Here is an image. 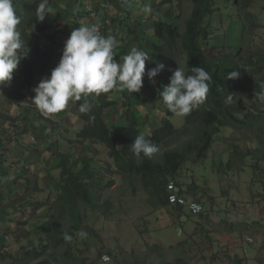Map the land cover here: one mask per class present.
Masks as SVG:
<instances>
[{
    "label": "trees",
    "instance_id": "obj_1",
    "mask_svg": "<svg viewBox=\"0 0 264 264\" xmlns=\"http://www.w3.org/2000/svg\"><path fill=\"white\" fill-rule=\"evenodd\" d=\"M72 1L49 0L52 13L40 22L36 19V10L41 0H13L16 13L20 17V24L17 27L24 41V47L19 51L21 56L25 55L21 57L17 69L14 70L12 80L6 83L12 84V93L9 92L11 98L7 104H0V119L13 122L7 109L11 105L20 104V100H23L29 105L25 108L27 113L38 111V117L32 119L38 122V129L41 128L42 120L51 121L50 118H44L38 109L32 107L35 106L32 102L35 95L33 89L43 77L50 76L51 70L58 64L62 56V53L58 52L60 48L56 50L60 37L62 35L64 38L68 37L73 29L82 24L89 25L86 16L73 12L72 3L78 0ZM149 1L152 4L157 3L161 8L174 2V0H140V3L144 5ZM255 1L191 0L192 13L185 24L184 33L181 32L177 19L176 22L168 21L166 18L156 21L155 36L163 41V45L159 46V43H151V45L156 51H160L163 60L167 61L164 70L153 78L154 82L149 80L150 85L141 89L142 96L127 90H113L99 96L92 94L88 97L92 105L91 111L84 114L78 111L83 100L76 101L75 108L79 112V120L83 126L75 133V139L69 140L77 142L79 146L68 152L58 151L59 159L56 169L60 170V175L54 181L55 183L52 181L51 186H41L39 173L54 180L51 174L48 176L43 171L33 172V164H26V168L18 167L14 170L15 162L10 159L5 150H0V176L1 171L6 170L7 167H11L9 172L11 178L19 171L21 174L17 173L15 176L18 179L21 176L20 186L23 193V195L19 193L15 196L10 195L6 200L0 198V232L2 233L0 234V264H100L106 251L103 247V237L95 228L109 219L113 207L112 198H106V194L114 192L117 188L121 191L126 180L134 181L136 177L148 192L150 197L148 203L154 209L170 206L167 198V174L178 175L190 155H196L193 162L205 158L213 144L225 138L219 135L221 132L230 129L243 132L245 139L256 143L258 148L252 153L261 155L260 160L263 163L261 167L264 169V105L253 101L255 91H260L261 86H264V46L258 49L253 46L257 27L261 26L260 14L250 11ZM124 4L121 0L117 9H122ZM103 5L106 7L101 9ZM96 9L108 12L112 10V7L110 1L99 0ZM154 16L156 14L152 15ZM134 17L142 20L143 16L135 13ZM166 17L176 18L168 11ZM232 19L238 23L239 32L235 36L237 27L230 30L234 38L229 37L231 34L227 36L225 47L237 45L239 54L208 57L205 48L209 45L211 36L215 34L211 30L214 22L232 21ZM102 21L106 22L107 19L100 17L98 22ZM104 26V36L107 37L109 23ZM247 37L251 41L246 46ZM114 52L116 54V49ZM114 58L119 61V58ZM157 62L163 63L159 56L153 55L152 62L148 63H152L155 67ZM184 63L187 65L186 74L191 75V68L199 66L212 77L208 82L209 92L205 102L184 116L185 124L181 127L184 129L186 125L188 128L194 123H199L203 129L202 132L193 136L192 140L188 139L183 149L168 150L160 154V149L166 147L173 138L179 140L183 137L180 136L182 132H177L180 128L176 127L173 121L175 115L166 109L164 125L155 129L151 135L147 133L148 121L144 118L143 128L146 127V131L140 128V120L135 117L137 112L134 107L145 103L148 99L145 97L161 103L160 92L170 83L173 72L178 67H184ZM232 71H238L239 76L234 79L227 78ZM4 85H0V89ZM4 93L1 96H5ZM228 94L233 96L230 104L225 103V97ZM20 106L23 107L21 104ZM121 110H125L121 115H124L123 118L128 121V126L119 127L116 124V117L121 118ZM144 117L148 118L150 114ZM189 130L190 128L181 135L189 136ZM53 134L59 146V132L50 133L51 138L44 135L36 143H34L36 139L34 141L31 139L38 154L40 153L41 157L46 155L44 157L48 160L52 157V149L56 143L53 140ZM138 134H144L158 146L159 151L151 158L143 154L136 156L131 151V144ZM89 142L99 143L107 149L112 161L102 167L103 169L93 165L92 151L84 145ZM0 143H2L1 136ZM239 155V151L235 150L234 161H238ZM157 156L160 158H156ZM4 165L7 167L5 168ZM252 165L251 168L255 174L259 164L254 162ZM30 171L34 182L29 177ZM106 172L113 173L115 179L108 178ZM185 187L189 196L196 201H202L198 192L199 186L193 187L188 183ZM49 188L55 189L58 193L54 201H49V198L46 204L31 200L36 195H43ZM174 209L180 210L178 207ZM19 215H21L20 225L26 226L22 230L13 227V222L17 223L16 218ZM40 215L46 219L44 224L36 225L37 232L33 237H23V233L32 235L30 227H27L32 225L31 222ZM5 226L7 230L4 229ZM80 230L88 234L87 238L78 237L77 233ZM9 233H12L11 238L6 235ZM65 233L73 236L71 242L63 239ZM26 243L29 244L26 245ZM159 247L157 245L151 251L157 252L156 248Z\"/></svg>",
    "mask_w": 264,
    "mask_h": 264
},
{
    "label": "rangeland",
    "instance_id": "obj_2",
    "mask_svg": "<svg viewBox=\"0 0 264 264\" xmlns=\"http://www.w3.org/2000/svg\"><path fill=\"white\" fill-rule=\"evenodd\" d=\"M74 1V0H73ZM72 1V2H73ZM222 1V0H221ZM147 4L151 5L152 11L150 14L144 13V18L142 23H139L138 25H131V29H129L128 25H125V28L123 30L121 29L122 26L119 28L114 27V36L115 40L118 42L120 40H123L121 43H117V47L115 48L116 51L119 52V54H122L123 50L126 54L130 52L131 50H128V47L131 43H134V47H137V44L135 42L136 36L139 38V36L143 35L146 37L153 36L154 41L151 43H156L159 46L163 45V41L158 39L155 36V22L165 20V18L168 21L176 22L178 20V25L181 27V32L184 33L186 28V22L191 16V10L193 3L191 0H174L172 4L169 6H166L165 8L158 7V4H152L151 1H149ZM143 5V4H142ZM156 5V6H155ZM155 6V7H154ZM73 12L75 14H79V9L81 8L79 1H74L72 3ZM62 8L65 10V7L62 6ZM264 0H256L254 4L251 6L250 11L260 14L261 17V26L257 27V31L255 33L254 37V43L253 46L258 49L259 47L264 46ZM158 18H155V22L153 20L152 15H155ZM170 13V15L176 17L175 19H169L166 17V12ZM233 11V10H231ZM147 18V19H146ZM177 19V20H176ZM235 19H232V21H215L213 26L211 27V30L213 33L210 38V43L208 46H206V54L208 57H215V56H221L226 54H234L238 55L240 50L237 45H233L232 47H225V41L226 37L232 33L230 32L231 29L236 28L238 31L235 33V36L239 32V25ZM126 21V20H125ZM141 22V20H138ZM150 21V22H147ZM132 30V31H131ZM111 36V35H109ZM125 39V40H124ZM237 41V39H236ZM250 38H246V46L248 43H250ZM126 42L127 44H125ZM65 42L62 41V44ZM235 44V41H234ZM145 45L148 49H146L147 53H151L155 56H159L163 64L166 65L167 61L163 60L162 55L160 54V51H156L151 45L150 42L146 40ZM243 52V50H242ZM120 57L122 55H119ZM149 61H146L145 68H149L148 66L151 64L148 63ZM148 63V64H147ZM187 67L186 63H184L183 68ZM152 68V67H151ZM144 79L148 80L147 74L143 77V86L141 89H144ZM11 86V85H10ZM12 87V86H11ZM4 88V86H3ZM143 90L136 92L139 94V96H142ZM11 92V89L10 91ZM146 93V92H145ZM148 96V95H147ZM146 99L145 103H143L140 106L134 107L136 109V115L140 120V128L145 132L146 127L143 118L148 121L147 126V133L151 134L153 131L157 128H161L164 123L163 120L166 118V106L164 103H161L159 101H151L150 97H145ZM3 98L0 100V104L4 105L5 102H3ZM7 103V102H6ZM22 105V104H21ZM23 108L25 106H29L27 103H23ZM31 106V105H30ZM69 106V105H68ZM122 106V105H120ZM33 107V106H32ZM20 107L19 105H11L7 111L11 118L22 120L27 118L29 121L32 120V116L26 117V115L22 114V111L24 109ZM125 110L120 111V115L124 113ZM60 113H65L64 110ZM150 113V117L145 118L144 116ZM59 113L51 115L52 117H57ZM77 115V114H76ZM124 115H121V118L117 119L116 124L119 127H125L128 126V121L123 118ZM65 120H68V122H63L61 126V131L66 127L70 130L75 129H81L83 126L82 122L79 120V118H76L73 116V114L68 116L67 115L63 117ZM224 120L228 121L226 118H223ZM174 123L176 124V127L180 128L177 132H185L190 128L189 137H181L179 140H174V138L168 143L166 147H163L160 149V154L165 153L168 150H175V149H183V146L187 143L188 139L193 138L198 132H202L203 127L199 123H194L190 126L187 125L184 126V129L181 127L185 124V117L184 116H174L173 118ZM7 124V121L4 119H0V124ZM31 126L35 127L36 124L34 121H31ZM216 127H219L216 125ZM220 129H223L219 127ZM77 131L75 130L73 132V138L75 139V133ZM221 132V131H220ZM181 133V134H182ZM180 136H186L181 135ZM152 135V134H151ZM220 136H225V138L221 139L220 141H217L213 144L211 150L207 153L206 157L197 160L195 163L193 160L195 159L196 155H190L188 156L187 161L183 164L182 170L179 172L176 176H171L169 173L167 174L166 183L169 185L170 183H175V185L179 188V194L184 196L188 201L197 202L201 205H203L206 209V217L201 220V223L203 225H206L207 222L210 223V235L212 238L211 244L213 246L223 245L224 251L223 255L220 256V261H225V254L230 253V247L232 244H240L239 241H243L245 243L243 246L239 247L237 249V255L241 257H246L248 254V258L251 255V250L249 247L248 239H253L257 241V238L254 236L249 237L252 234L251 230L244 231V224L239 223L241 220H245L247 218L253 219L259 218V220H262V217L264 216V169H262L261 163V155L257 154L255 155L254 150L258 148V145L256 143L250 142L251 140L245 139L243 132H236L232 129L221 132L219 134ZM1 136V135H0ZM179 136V135H178ZM1 140H4V137L1 136ZM33 141V140H32ZM55 145L52 149V156H54L56 153L54 152V149L58 147L57 138H54ZM85 146H88L89 150L92 151V159H93V165L99 168V166L105 167L108 162H111L112 159L108 156L107 149L99 144V143H91L84 144ZM0 147H3V144L0 143ZM83 151V148H81ZM0 150H6L5 147L1 148ZM239 151L238 161H234V151ZM1 152V151H0ZM195 154V153H194ZM77 155V154H76ZM156 158H160V156H157ZM254 162H257L259 164L258 171L254 174L253 169L251 168ZM19 167H27L26 161L19 164ZM14 168V167H13ZM260 168V169H259ZM103 169V168H102ZM28 170V169H25ZM50 170L53 171V167H50ZM33 172L38 173L39 171H43L45 173L47 169L43 167V170H33ZM107 171V170H104ZM21 174L19 171H17L15 174ZM14 176L12 177V181L7 182L8 178L6 179V182L0 185V198L6 200L10 195L15 196L18 194V192L21 191V182L20 178ZM106 176L110 179H115L113 177V173H107ZM32 173L30 171L29 177L34 182V178L31 176ZM60 174H58L59 176ZM255 175V176H254ZM41 186L52 185V179L50 177H45L42 173H39ZM44 177V178H43ZM134 181L126 180L123 183V188L121 191H119V188L115 189L114 192L106 194V198H112L113 200V207L112 211L109 214V219L104 221L103 223H100L96 226L95 230L100 233V235L103 237V247L106 252H109L110 256L112 257V261L110 264H114L115 260L121 261V262H132L135 261L138 264H142L144 261L143 253H149V264H159L160 257L159 254L163 253L160 250V247L157 250L156 254L153 253L150 250L149 244L153 243H159L158 240H154L150 237L148 234V230H155L153 232V235L157 238H162L164 242L166 241V237L171 240H178L182 239L185 241V238L182 236L179 238L178 231L179 229H176L177 227L170 226V229H164L160 230L158 225L162 226L161 223H158L156 220L157 218H162L163 216L167 215L168 212L165 210L168 209H161L159 212L158 210L154 209L149 203V195L148 192L143 187L142 183L134 177ZM18 180V181H16ZM190 183L191 186H200L202 189H200L199 193L201 195L202 201H196L194 198H190V196L186 193V187L185 184ZM46 192L43 195H36L31 200L32 201H41L43 203L47 204V201H54V197L58 195L57 191L53 188H49L48 190H45ZM23 195V193H21ZM168 197V196H167ZM23 198V196H22ZM259 205L260 207L257 209V213L255 210V206ZM251 209V211H250ZM165 211V212H164ZM204 211V212H205ZM158 212V213H157ZM170 212V211H169ZM22 213V212H20ZM43 215V214H42ZM37 216L35 217L32 225L28 226L30 227V234L28 235L23 233V237H33L36 232L37 228L35 229L36 225L44 224L43 222L46 220L44 217ZM20 216L19 215L16 219H18L17 223L13 222V227L19 228L18 230L25 229V225H20ZM249 219V220H251ZM37 220V221H36ZM12 221V220H11ZM15 221V219H14ZM36 222V223H35ZM11 224V223H10ZM12 226V224H11ZM173 227V228H172ZM242 228V229H241ZM7 230V228L5 229ZM9 231V228H8ZM245 233V234H243ZM0 234H2L0 232ZM8 237L11 238L12 233L6 234ZM21 236V237H22ZM172 239H170V237ZM199 236V235H195ZM194 236V237H195ZM226 236V237H225ZM214 239V240H213ZM190 243V239H187ZM261 240V239H260ZM264 240V239H263ZM11 242V241H8ZM186 244H188L187 241H185ZM189 243V244H190ZM29 244V243H28ZM26 243V245H28ZM219 244V245H218ZM197 247V246H196ZM183 248V247H182ZM198 248V247H197ZM104 254H108V253ZM177 252H181L180 250ZM132 253L135 254V256H132ZM228 261L231 262L234 260V257L228 256ZM231 260V261H230ZM234 262L237 263L236 260ZM100 264H103L102 261ZM241 264H248L244 263V261L241 259ZM250 264H254L252 261H250Z\"/></svg>",
    "mask_w": 264,
    "mask_h": 264
},
{
    "label": "clouds",
    "instance_id": "obj_3",
    "mask_svg": "<svg viewBox=\"0 0 264 264\" xmlns=\"http://www.w3.org/2000/svg\"><path fill=\"white\" fill-rule=\"evenodd\" d=\"M122 2L127 3V0ZM142 11L150 14L151 5H142ZM51 13L49 0H41L36 10V19L43 22ZM84 14L87 16L86 6ZM19 24L20 17L13 0H0V85L12 80L14 70L25 55L21 56L19 51L24 47L17 27ZM116 47L115 38L102 35L95 24H82L73 29L64 43L58 64L51 70L50 76L43 77L33 89V108L38 109L44 118L51 119V115L65 110L70 101L83 100L78 111L88 113L92 107L88 99L90 95L99 96L113 90L139 92L145 74L154 82L153 78L165 68L163 63L157 62L146 73L145 62H152V56L137 47H133L117 61L114 59ZM191 73L188 75L183 68L178 67L173 72L170 83L160 92L164 105L176 116H187L207 98L211 75L199 66L192 67ZM238 76V71H232L227 78L234 79ZM232 99V94L226 95L225 103L230 104ZM253 101L264 105V86H261L260 91H255ZM131 151L136 156L143 154L151 158L159 148L144 134H138L131 144ZM192 207L194 211L199 210L195 204ZM77 235L80 239H85L88 234L80 230ZM63 239L71 242L73 236L65 233Z\"/></svg>",
    "mask_w": 264,
    "mask_h": 264
},
{
    "label": "crops",
    "instance_id": "obj_4",
    "mask_svg": "<svg viewBox=\"0 0 264 264\" xmlns=\"http://www.w3.org/2000/svg\"><path fill=\"white\" fill-rule=\"evenodd\" d=\"M68 1L71 2V0H68ZM78 1L81 6V8L79 9V12H80L79 14L82 16H85L84 14L85 6L89 0H78ZM108 1H110L112 10L108 12L102 11L100 13V17L102 19H107L109 23L108 36L109 35L114 36V27L119 28L120 26H122L121 29L123 30V28H125V25H128L129 29H131V25H138L139 23H142L143 19L145 20L144 12L142 11V3H140V0H137V1L134 0V2L132 0H127V3L122 5L121 7L122 9L120 10L117 9V5L120 4L121 0H108ZM135 13H139L141 16H143L141 22L138 21V19L134 17ZM155 14L157 13L155 12ZM86 18L89 20L88 16H86ZM155 18H158V17L157 16L153 17L154 22H155ZM147 22H150V21H147ZM69 36L70 35H68V37L65 36L64 38L62 35L60 37L59 45L56 46V50L60 48L58 51L59 53H62L61 50H63L62 48H64V44H62V41L65 42L69 38ZM152 37L153 36L146 37L142 33V35L139 36V38L136 36V38L134 39H135V42L138 48L145 51L146 49H148L145 45V42L147 40L150 42V45H151V42L154 41V38ZM122 41L123 40H120L117 43L118 44L121 43V45H123ZM124 43L127 44L126 42ZM133 47H134V43H131L128 47V50H131ZM123 53H124V50L122 54H119V52L116 51V58H119L120 57L119 55L126 54V52L125 54ZM150 64L151 66L149 65L148 66L149 68H145L146 73L149 69H151V67L154 68V65L152 63ZM145 65H146V62H145ZM144 82H145L144 83L145 87L150 85L149 78L148 80L144 79ZM10 85L11 84H6L4 85V88L0 89V100L1 98H3L4 100L3 102H5L4 105L7 104L6 102L9 101L11 98L9 97L10 89L12 93V87ZM3 92H5L4 93L5 96H1ZM20 101H21L20 104L22 105L25 102L23 100H20ZM16 105H19V104H16ZM75 106H76V101H70L69 106L64 110L65 112L64 114L59 113L57 117L53 116L50 119L51 121L42 120L41 128L39 129H38V122H35L36 126L33 127L31 126L32 120L29 121L27 118L23 119V121L13 118L12 120L13 122H7V124H3V123L0 124V135L4 137V140H1L2 142L1 144H3V146L5 147L6 149L5 151L7 155L10 157V159L15 162L16 167H14V170H17L20 163H23L24 161H26V164H33L32 166L33 170H41V169L43 170V167L49 169L46 171V174H48V176H50L51 174L54 177V180L51 178L53 182L57 180V178L59 177L58 174H60V170L56 169V163H57V160L59 159L58 151L68 152L70 149L76 148L77 146H79L77 142L70 141L69 139H74L73 132L75 130L79 131L80 129L70 130L69 128L65 127L61 131L62 123L68 122V120H65L63 118L64 116L67 115V119H68V116L73 114L74 117L79 118V114H78L79 112H77ZM26 107L28 106H25V108ZM25 108H23L24 111H22V114L26 115V117L32 116V119H35L36 116L38 117V111H34L29 114L26 112ZM51 122H53V124ZM52 132L60 133L59 135L60 142H59V146L54 149V152L56 154L48 160L44 157L46 155L41 157L40 153L38 154V152L36 151L37 148L33 147L32 145L33 142H31V139L33 141L34 139H36V141L34 142L36 143L38 139L41 140V138L44 135L49 136L51 138L50 133ZM183 137H189V136L186 135ZM54 138L55 137L53 134V140ZM7 165L6 166L4 165V167L6 168ZM50 167L51 168L53 167V171L50 170ZM10 169L11 167H7L6 170L8 171L6 170L1 171L2 173L0 176V185L5 183L7 178H8L7 182L12 181V178L9 175V172L11 171ZM5 172H7L6 175H5ZM200 189H202V187L198 189V192L200 191ZM18 193L19 195H21L22 192L20 191ZM12 197L10 198L12 199ZM175 207L180 208V210L176 211L174 209ZM259 207H260L259 205L255 206L256 213ZM163 209H168V210H165L168 212V214L166 216L164 215L163 219L157 218L156 221L162 224V226H160V224L158 225L159 228L161 227L160 230L170 229V226L177 227L176 229H179L178 231L179 238H181L182 236L184 238L186 237L187 239H190L191 243L188 240H186V238H185V241H187L188 244H186V242L183 241L182 239L170 241L167 237H166L167 242H164L162 238H157L153 235V232L155 230L149 229L148 234L150 235V237L153 238L154 240L159 241V243L149 244L150 250L154 249V247L158 245L160 246V250L163 252L159 254V257H160L159 264H241V259L244 261V263L246 262L248 264H250V261H252L254 264H264V240H263L264 239V221L259 220V218H255V217H253V219L247 218L239 222L240 224L241 223L244 224V226H242L244 227V231L246 230L252 231V234L249 237H252L255 234V237L257 238V241L251 238L252 242H250L248 239L247 243L249 244V247L251 250L250 257L248 258V254L246 257H241L237 255L236 253L237 249L245 244L243 243V241L237 240L240 242V244H232L230 247V253L225 254V259H224L225 261H220L221 259H223V258H220V256L223 255V251H224L223 245L218 244L219 245L218 247V246H213L211 244L212 238L210 235L212 234H210L211 232L210 227H209L210 223L207 222L206 225H203L200 220L206 217L205 214L207 210L201 215L194 216L190 213V211L182 207H179V206L170 205ZM160 210L161 208L158 209V212ZM262 220H264V216L262 217ZM6 228L7 226L4 227V229ZM196 234L199 236H195ZM169 237L170 239H172L171 236ZM179 250L181 252H177ZM155 253L158 254L157 252ZM132 256H135V254L132 253ZM228 256L234 257V260H236L237 263L234 262V260L233 261L230 260L231 262H229ZM149 257H150V254L149 253L147 254L144 252L143 253L144 261L142 264H149V261H148ZM114 264H138V263H136L135 261L124 263V262L115 260Z\"/></svg>",
    "mask_w": 264,
    "mask_h": 264
},
{
    "label": "built area",
    "instance_id": "obj_5",
    "mask_svg": "<svg viewBox=\"0 0 264 264\" xmlns=\"http://www.w3.org/2000/svg\"><path fill=\"white\" fill-rule=\"evenodd\" d=\"M99 0H89L88 3L86 4V14L90 19V23L89 25L95 24L100 33L102 35H104V29L105 26L104 24H108V21H102V22H98V19L100 18V12L99 10L96 9L97 3ZM106 6L103 5L101 7L105 8ZM104 11V10H103ZM167 198H168V202L170 205H174V206H179L182 207L184 209H187L188 211H190V213L194 216H198L204 213L205 211V207L197 202H192V201H188L184 196L179 194V188L175 185V183H170L169 185H167ZM197 205L199 210L198 211H194L193 210V205ZM250 242H252L251 239H249ZM103 264H110V262L112 261V257L108 254H104L102 256L101 259Z\"/></svg>",
    "mask_w": 264,
    "mask_h": 264
}]
</instances>
